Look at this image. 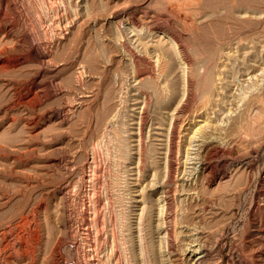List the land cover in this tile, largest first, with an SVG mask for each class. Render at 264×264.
I'll list each match as a JSON object with an SVG mask.
<instances>
[{"label":"rangeland","instance_id":"rangeland-1","mask_svg":"<svg viewBox=\"0 0 264 264\" xmlns=\"http://www.w3.org/2000/svg\"><path fill=\"white\" fill-rule=\"evenodd\" d=\"M210 1L213 2L212 6L205 8L204 14L215 12L228 2V0ZM201 2L204 3V0ZM2 3H0V43L7 42L6 44L12 48V54L22 52L25 61L20 63L21 66L10 68L0 74V194L5 192V196L12 198L8 201V205H2L0 208V228L11 222V225L18 224L17 226L24 224L21 236L28 237L31 244L36 243V245L29 244L33 252L31 253L33 264H59V262L75 264L77 247L79 250L87 247L88 241L91 248L100 250L99 257L102 255L100 258L105 264H115L114 256L117 255L121 264H136V254L143 255V263L152 264L150 258L157 252L159 245L156 244L157 247L152 245L156 235L150 236L146 228L152 219L150 204L146 209L149 210L144 213L145 218H142L146 229L141 234L143 239L141 250L144 249L142 251L144 253L135 249L137 242L131 238L128 225L129 206L132 203H129L130 186L126 183L127 173L124 167L128 161L126 158L129 157L127 152L129 148L124 139L127 138V133L124 131L132 125L129 124L132 122L129 120L132 119L134 111L130 110L136 103L133 100L136 91L135 85L132 84L135 83L133 67L128 65L120 51V46L127 41L124 19L133 9L140 10L145 7L143 10L149 8L147 11L157 13L163 20L172 22V25L175 23L173 26L178 30L181 29L179 31L184 35L190 55L203 67L208 59L207 55L213 49L212 30L208 31L211 37L209 38L202 29L205 27L204 23L210 21L203 22L200 20L203 14L198 13L196 18L190 14L188 24H184L174 14L178 8L186 11L191 10L192 6H195L199 12V0H7ZM255 4L259 5L257 1L253 3ZM230 21L231 19H228L227 24L231 23ZM197 25L200 27L199 31ZM4 30L10 31L6 37L3 35ZM36 48L47 52L46 56H33ZM14 50L19 52L13 53ZM199 55H201L200 59ZM224 58L222 61L218 60L219 65L225 63L227 58L225 60ZM219 65L215 66V69ZM90 67L97 69L96 72L91 71ZM217 71L215 70L216 73L220 72ZM84 73H87L86 76ZM247 78L246 83L241 81V86L244 87L238 88L241 93H245L246 98H250L256 92L255 84L261 80H258V77L257 80L251 79L254 84L249 87ZM7 80L15 82L18 85L17 89L4 88L2 82ZM36 81L37 83L32 85ZM199 82L204 83V79ZM260 83L264 86V81ZM31 89H36L35 92L38 89L36 94L39 96H31L37 99V102L32 100L34 101L32 104H25L20 99L23 95L24 97L31 95ZM108 89L110 91H107ZM197 92L196 94L200 93ZM97 93L99 95L93 97ZM131 94L133 98L130 97ZM109 95L114 97L109 98ZM105 96L110 102L109 99L103 100L106 99ZM246 98L244 102L248 100ZM105 101L108 103L106 104ZM111 101L118 107L113 106ZM243 101L242 105L245 104ZM110 104L114 109L109 106ZM107 107L118 114L113 128L107 123L106 117H103L109 110ZM250 117L249 114L248 121ZM126 120L129 124L127 127L124 126L127 125L124 124ZM111 128L116 129L114 132H117L114 133ZM234 142L235 144L230 147L231 154L224 156L229 160L226 166L229 174L227 178L221 179V174L218 173L210 174L207 178L209 181L203 179L194 185L198 190V193L194 194L190 186L177 187L179 190L175 195L177 198L175 209L183 205L185 208L188 207L186 211H180L182 212L180 221L184 224H177L178 230L185 229L183 225H192L194 221L199 225V186L201 193L204 194L202 196L207 198L213 194L217 199V212L211 219L204 220L211 231L209 239L205 242L209 253L199 261V264H243L244 261L250 264H264V257H261L264 255V121L253 125L249 135L238 136ZM126 153L128 155H123ZM92 157L95 163H89ZM199 157L198 155V160ZM201 157H205L207 161L211 160L207 150L205 154L204 152L201 154ZM149 158L148 161H151ZM184 158L181 164L179 163L181 171L178 170L176 176L186 181L188 177H192L190 174L195 170L192 168L195 166V160L196 162L198 160L187 161ZM74 164L76 166H73ZM245 164H250L247 170H243ZM72 167H74L73 171L68 169ZM66 170L70 172L67 173ZM144 175L145 172L143 178ZM149 177L152 178L151 175ZM64 184L69 187L63 188ZM52 186L57 189L47 195L50 191L48 189L53 188ZM39 194L41 198H38ZM34 195L37 200L34 199ZM46 197L50 198L45 201ZM30 209H36L34 214L37 216L29 213L23 215ZM23 216L30 219L23 220ZM33 233L36 235V239L33 240L35 242L30 236ZM178 239L177 244L182 246V240L186 239L185 233L178 234ZM21 242L22 239L19 243L16 240L13 247L19 246ZM9 253L10 248H7L6 254ZM8 263L24 264L25 261L22 257H18ZM182 264H186L185 261Z\"/></svg>","mask_w":264,"mask_h":264},{"label":"bare ground","instance_id":"bare-ground-1","mask_svg":"<svg viewBox=\"0 0 264 264\" xmlns=\"http://www.w3.org/2000/svg\"><path fill=\"white\" fill-rule=\"evenodd\" d=\"M0 1L3 3L7 2V0ZM256 1L259 3V5H253V3ZM212 3L213 2H211L210 0H204V3L199 0V12L198 9L195 8V6H192L191 10L182 11L178 8V14H176L177 12L174 13L179 17V21L181 20L180 22L184 24H188L190 14H192L196 18L198 13L203 14L202 16L199 15L201 17H199L200 20H203V22L207 20L210 21V23L206 22L208 23V26L206 25V23H204L205 27H203V25L200 23L202 25L201 27H203L202 29L206 32L205 34L208 37L209 30H212L213 33H211L213 35V49L207 55L208 59L207 61L205 60L206 64L203 67L200 65L199 61L194 60L190 55L189 50H187L188 48L186 47L187 45L184 41V35L181 31H179L181 29L178 30L173 26L175 23L172 25V22H170L169 20H163L157 13H151L147 11L149 8L147 10H143L145 7L140 10L133 9L131 12H129L126 18L123 17L125 18L124 24H126V28L124 29H126L125 31L127 37L125 36V39L127 41H124L122 46H120V51L123 57L127 60L128 65H132L133 72H135L133 74L135 75L134 81L136 83H132L135 85L136 92L134 91V95L131 94L130 96L132 97L133 95L135 97L133 100L136 102L133 107L131 106L132 108L130 110L134 111V113L131 112L132 119L129 120L132 121L131 123H129L132 125H130L129 129L127 128V131H124L127 133V138H124L125 136L123 137L121 135L124 139H126L125 141L127 147L129 148V151H127L129 152V157L126 158L128 161H126L125 165L123 163L127 173L126 183L127 186H130L128 190L131 194L129 203H132V205L130 206L127 204L130 207H127L130 209H127L129 210L128 213H130L128 214V225L130 228L129 232L131 238L135 242H137L136 246L134 243L135 249H138L140 253H144L142 252L144 249L141 250V245L143 242L141 234L142 231H145L146 229L142 223V220L145 218V211L149 210H146L148 207L147 205L150 204L152 219L150 220L149 224H147L146 228H148L147 231L150 236L156 235L154 237L152 245L154 247H157V245H159V249L157 250V252L153 257L150 258L152 259V264H182L183 261H185L186 264H199V261L208 255L209 250L207 249L208 247L206 246L205 242L207 239H209L211 231L209 230L210 228L208 229L207 223H205L204 220L206 221V219H211L217 212L218 203L216 201L217 199L215 198L216 196L211 194L207 197L205 195L207 197L205 198L204 196H202L203 193H201V189L199 186V225L195 223L197 221L192 220V222L194 221L193 223L191 222L192 225H183L185 229L182 228L178 230L176 229V226H178L177 224H184V222L182 223L180 221V215L183 211H186L188 207L185 208L183 207V205L181 208L177 207L175 209L177 199L175 195L179 190L177 187L190 186L192 187L191 189L193 190L194 194L195 192L198 193L197 187L194 185H197L203 179L207 180L210 174L212 175L218 173L221 174V177L219 176L221 179L227 178L229 174L227 172L228 168L226 166H228L229 160L224 156H226L225 154H231L230 147L235 144V138L238 136L249 135V133H251L253 125L259 124L264 121V86L260 83L264 81V0H228V2L224 3L221 9H218L215 12L213 11L210 14H204V9L212 6ZM86 8L89 7L86 6ZM89 14L90 13L88 12V15ZM59 15L62 16V14ZM211 18L214 19L211 20ZM228 19H231V23L229 24H227ZM200 20L199 22H201ZM141 23L143 24L141 25ZM103 25L104 23L102 24V27ZM198 28L197 31L200 30L199 26ZM9 32V30H4L3 35L6 37L8 36ZM115 40L117 43V38ZM1 41L3 42V40ZM6 43H0V74L4 71H8V69L10 68H16L19 65L21 66L20 63L25 59V55L23 56L22 52L17 53L19 52V50L16 51L17 49L14 50L16 52L13 51V53L17 54H12V48ZM25 52L24 54H26ZM45 53L47 52L41 51V49L38 50L36 48L34 52L35 55L33 56H46ZM201 55H199V59ZM223 58L224 60L227 58L225 63L222 62L223 64L219 65L220 63L218 60L222 61ZM37 61L39 62V60ZM205 61L203 62V64L205 63ZM217 65H219L218 71L220 72L217 71L218 67H216L215 69V66ZM84 66H86V64ZM93 67H90V70L96 72L95 70L97 69H94ZM215 70L218 73H216ZM84 74L86 76L87 73ZM261 76L262 78H260ZM246 77H248L247 84H249L246 85L249 87H252L250 85L254 84L252 83L251 79L256 78L257 80L258 77V80H261L260 82L255 84L254 88L256 89V92L253 93L252 90L251 92L253 93V95H251V97L248 94V97L250 98H246L245 93H241L239 91L240 89L238 88L239 86H241V81L245 82ZM201 79H204V83L199 82V80ZM14 83L13 81L9 82V80H7V82H2V85H4V88H7V90H16L18 85ZM35 83H37V81L32 85H35ZM242 87H244V85H242L241 88ZM35 90H32V94L30 93L31 95H28L27 97H24L23 95L20 100L25 104H32V102H34L32 100L35 99L31 96L37 95L36 92L38 91V89L36 92ZM107 91L110 90L108 89ZM196 92L200 93L196 94ZM97 95L99 94L97 93L93 97H96ZM110 97L111 96L109 95V98ZM245 98L248 99L246 102L243 101ZM108 99L106 97V99L103 100ZM242 101L245 104L242 105ZM105 102L106 104L108 103V101ZM126 103L128 102L126 101ZM111 104L109 106H116L114 105L116 103L112 105ZM113 106L112 108L114 109ZM116 107H118V105ZM124 109L125 108H123V110ZM105 110L107 109L105 108ZM112 110L109 109L108 112L106 111L107 114L104 113L106 114V116L103 117H106L107 123H110V126H112L113 128L116 125L118 114L117 112H113ZM248 113L251 116L250 121L247 120L249 119ZM127 123L128 120H126L124 124ZM129 124L124 126L127 127ZM119 129L120 128H118V130ZM110 131L107 132L110 133ZM121 138L120 140H122ZM206 150L207 154H209L210 156V161H207L205 157H201V154L203 152L205 154ZM128 154L126 153L123 155ZM198 155L200 156L199 160L197 159ZM93 157L91 159V162L89 163H95V161L93 160L95 157ZM184 157L187 161L188 159L198 160L197 162L195 160V166L192 168L195 169L193 174H190V176L192 175V177H188L186 181L184 179L181 180L176 176L178 170L181 171V168L179 169V163L181 164ZM148 158L151 159V161H148ZM96 162H98V160H96ZM249 165H243L245 166L243 170H247ZM73 166L76 165L74 164ZM68 169H72L71 171H73L74 167ZM69 172L70 171H68L67 173ZM144 172L146 173V175H144L143 178L142 175ZM157 174L160 176L157 177ZM150 175L152 178L149 177ZM70 179L71 178H69V180ZM68 187L69 186H65L64 184L63 188L67 189ZM56 189L55 187L49 188L48 191H50L48 192V194H45L49 195V193H54ZM16 190L18 189H15V191ZM33 191L34 189L32 190V192ZM4 193L0 194V208L2 205L9 203L8 201L12 199L11 197L5 196ZM27 193L26 195H28ZM45 194H43L44 197ZM38 196H40L38 198L42 197L41 194H39ZM29 197L31 196L29 195ZM34 197V199L37 200V197L35 195ZM48 198L46 197L45 201H47ZM97 205L99 204L97 203ZM95 209L97 208H94V210ZM181 210L182 212H180ZM35 211L36 209H30L23 215H26L27 213L34 214ZM150 211L149 213H151ZM34 215L37 216L36 214ZM32 217L34 216L32 215ZM27 218L29 217L23 216V220H26ZM29 222L31 221L29 220ZM11 223L4 224L0 228V264H10L8 263V261L12 262L18 257H22V259L25 261L24 264H33V259L31 257V253L33 252L32 248H30L29 245L31 244L28 241L29 238L21 236V233L23 232L22 226H24V224L22 226H17L18 224L11 225ZM37 223L38 222H36V224ZM30 230L27 231H35L34 229L33 231ZM34 233L30 235L32 241L36 239V235ZM181 233H185L186 237V239L182 240V246L180 244H177L179 242L178 234ZM20 239H22V242L19 244V246L13 247L15 241L17 240L19 243ZM87 240H89V238H87ZM84 241L86 240L84 239ZM252 241L254 242L257 240ZM31 245H36V243H33ZM90 246L91 244L88 241L87 247H84L80 250L77 247L75 264H105L100 258L102 255L99 257V254L101 253L100 250H97L96 246H94L96 250L94 248H91ZM7 248H10V253L8 255L6 254ZM55 248L57 247L55 246ZM35 251L34 253H36ZM56 251L59 250L56 249ZM108 256L110 257V255ZM142 256L143 255L139 254L135 255L137 262L135 260L134 261L136 264L146 263H143L144 258ZM53 257L56 256L53 255ZM261 257L263 258L264 255H261ZM114 258H116L115 264L122 263L119 262V255H117L116 257L114 256ZM244 262L245 263L243 264H250L247 263V261Z\"/></svg>","mask_w":264,"mask_h":264}]
</instances>
